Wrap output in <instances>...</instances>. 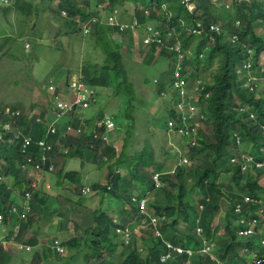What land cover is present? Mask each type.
<instances>
[{
  "label": "trees",
  "instance_id": "16d2710c",
  "mask_svg": "<svg viewBox=\"0 0 264 264\" xmlns=\"http://www.w3.org/2000/svg\"><path fill=\"white\" fill-rule=\"evenodd\" d=\"M188 1L193 4L191 10L187 8L185 0H95L93 7L97 10H88L89 5H80L77 0H42L44 5L41 10H46V4L56 2L54 13L57 21H62L65 28L79 27L81 30L78 29V32L82 36L93 35L96 44L105 52L104 63L92 69L83 65L78 80L93 88L113 85L114 95L126 100L125 107L117 111V115L121 116L116 124L119 126L117 131H124L120 151L116 156L114 148L109 149L104 161L114 160L107 166L106 181L92 184V189L112 194L114 199H120L119 193L123 190V200L132 202L133 195L126 194L127 190L119 185L120 173L126 174L131 183L139 182V187L145 189L147 194L156 190L157 199L149 200L148 203L157 216L163 217L158 221L163 240L183 245L192 251L200 249L207 241L212 244L214 253V259L199 252H193L191 256L174 253L170 260L160 263L159 255L166 250L161 239L152 243L148 242L151 237L137 241L134 235L126 243L117 239L116 229H132L133 218L138 214L135 203L130 213L118 208L121 212L115 223L109 220L106 212L94 211V226L85 229V239L60 241L66 251L67 248H78V244H83L82 248L74 252V257L83 254L86 264H103V259L108 260L109 264H216V258L225 261V264H250L247 257L249 251L243 250L253 249V253H259L260 241L264 242V86H259L264 79V35L255 31L264 27V0H225L230 3L226 14L220 13L213 4L215 0ZM125 2L133 5L134 28H130L131 21L116 23L114 19L110 21L111 17L105 25L101 23L104 20L100 18V12L105 11L106 16H113L114 10L124 7ZM1 5L2 16L11 11L10 8L21 12L22 18L27 19L32 11V3L27 0H14L10 7L4 3ZM35 11L37 9H33ZM62 11L64 15H61ZM212 23H215L216 30L210 29L209 25L214 26ZM120 24L129 25L120 30ZM84 25L88 27L86 33L82 29ZM194 29L199 32H192ZM133 32L139 35L136 51L142 53V47L147 49L145 59L149 56L146 61H151L155 56L173 58L175 61L181 54V76H187L190 81L200 79L194 98L186 99L187 103L198 107L202 116L201 125L196 128L200 138L197 146L187 147V150L190 148L189 162L185 166H178L174 174L168 173L171 168L160 165L161 162L157 164L159 168H153L152 148L147 140L142 149L132 148L129 151L135 141L132 139L135 96L127 84L120 48L111 47L106 37L110 33L121 36ZM154 32L157 33L154 42L145 43L144 39ZM231 36H235L236 41H231ZM176 44L179 45L178 51L173 49ZM25 46L29 47L28 44ZM170 67L172 74L173 63ZM69 75L70 70H67L66 87L71 84ZM171 82V75L156 80L157 93L168 91ZM204 93H208V96L205 97ZM94 95L96 97V93ZM55 96V93L49 96L46 92V105L35 101L29 105L27 114L21 113L17 106L9 109V112L3 110L0 113V212L4 218L7 217L15 198L11 194L16 192L19 203L23 204L21 213L27 217L21 228H29L34 220L37 203L38 206L45 203L44 199L38 197L39 191L46 193L44 183L47 181L43 180L42 188L38 189L32 187L26 178H20V165L25 163L24 159L28 155L34 161H40L42 155L46 157L38 173L44 176L55 173V186L61 181L79 185L80 174L77 171H65L61 166L55 170L56 159L81 156L84 152V158L81 159L93 162V158L98 156V149L100 156L107 150V147L101 148L100 145L104 142L101 138L105 128L95 125L102 115L100 118L99 115L95 116L91 121L82 111L78 114L74 111L71 116L64 115L56 120L53 133L47 131L50 121L59 111ZM171 99L176 103L180 101L173 93ZM45 110L51 113L50 119L46 117ZM173 111L175 109H170L166 118L179 122L181 115ZM185 123L191 128L194 120L186 119ZM162 129L166 134L165 121ZM176 135L180 136V142L187 139L184 134ZM26 137L32 142L22 150ZM39 140L46 142L50 149L42 153L37 144ZM248 156L250 160L246 159ZM218 165L221 167L220 172L217 170ZM243 166L245 171H241ZM151 168L154 169L152 172L159 173L160 184L157 186L151 177L147 178L146 172ZM1 177L7 178L9 185ZM26 192L32 194V199L24 197ZM219 211L223 212L222 219L213 224ZM55 213L48 211L46 215ZM59 216L62 217L61 214ZM248 225L252 229L250 236L241 233ZM61 228L65 229L59 223L55 228V236L62 232ZM197 229L201 232L198 233ZM220 229L222 232H219ZM23 233L24 230L19 229L18 237H22ZM33 234L25 241L34 246L37 243L34 237L36 232ZM43 253L47 259L53 256L48 248ZM72 257L73 254L70 258L74 260ZM9 259L10 255L0 245V264Z\"/></svg>",
  "mask_w": 264,
  "mask_h": 264
},
{
  "label": "rangeland",
  "instance_id": "374dc122",
  "mask_svg": "<svg viewBox=\"0 0 264 264\" xmlns=\"http://www.w3.org/2000/svg\"><path fill=\"white\" fill-rule=\"evenodd\" d=\"M13 1L0 0V6H2L1 3H4L10 7ZM27 1L32 3V11L27 19L22 18L21 12L10 8L9 10L11 11L5 16L0 15V113L3 110L9 112L11 108L17 106L21 113L27 114L29 112V105L35 103V101H41L40 103L46 105L44 94L47 92L50 96L52 93H59L58 89L61 86L63 87L62 81L67 70H70L69 80L72 79L71 81H74L83 65L92 69L95 66L103 64L106 59L104 50L98 43L96 44L93 35L82 36L78 32L79 27L75 26L74 29L65 28L62 21H57V15L54 13L57 6L56 2L46 4V10L43 11L41 10L44 5L42 0ZM94 1L77 0L80 5H89L90 8L88 10H97L93 7ZM213 4L218 8L220 13L226 14L229 11L228 6H230V3H226L225 0H215ZM132 7V3L130 5L125 2L124 7H118L114 10L113 16H106L105 11L100 12L101 17L98 16L104 20V22L101 21L103 25H105L109 17H111V20L114 19V22L116 20H121L125 23L132 22ZM33 9H37V11L33 12ZM255 31L259 35H264V27L262 26ZM106 40L111 47L120 48L127 84L135 96L133 101L134 112L132 113L134 119L132 139L135 141L129 151L132 148L142 149L144 141L147 140L146 142L152 148L153 168H157V164L161 162L160 165L163 164L167 169L171 168V171L175 172V161L180 152L189 160L190 148L187 150L186 147L188 139H183L180 142V136L175 134L166 135L163 132L162 125L166 120L169 110H176V102L172 101L169 96L165 97V100L159 97L157 85L153 83L154 79L159 80L163 76L166 78L170 77L172 69L170 64L174 63V59L155 56L151 61H146L149 56L148 54L145 59L147 49L142 47V53L136 51L139 43V35L136 32L121 36L110 33L109 37H106ZM26 44L29 45L28 48L25 46ZM120 77L123 78L122 75ZM261 82L259 86L262 88L264 86V79ZM88 89L92 90L94 94L96 93V101L89 108L77 110L78 112L75 114L82 111L89 119L91 118V121L97 115L100 118L102 114H107L116 125L121 117L117 115V111L125 107L126 100L114 95L113 85L95 88L89 86ZM179 106L181 110L184 109L183 104ZM188 111L193 112V109L190 108ZM3 126L6 127V125ZM85 129H82V131ZM123 129H125V125ZM123 134L124 131L121 129L117 131V128L108 132L107 140L100 144L101 148L107 147V150L100 156L98 149V156L93 158V162L81 159L84 158V152L81 156L76 155L56 159L57 164H54L55 170L61 166L65 171H77L80 174L81 180L79 185H71L66 181H61L59 184H56V187L53 184L55 173L44 176L38 173V171L34 172L20 165L22 170L20 178H26L32 187L36 186L38 189H41V182L43 180L47 181L44 183L46 193L41 192V190L38 193V197L44 199L48 205L43 203L38 206L37 203L36 213L33 216L34 220L29 226V229L39 231V235H42L40 237L42 242L54 238L56 235L55 228L59 223L60 225L63 224L65 228H61L62 232L58 234L59 239H85V229L88 227L93 228L94 226L92 220V213L94 211L96 213L98 211L106 212L110 217H108L109 220L115 223V221L118 222L119 212H121L118 208H123L127 213H130L135 203L137 210L140 212L133 218L132 230L130 232L124 231L126 229L130 230V227L121 228L123 230L120 229L118 239L122 240V237L126 239L129 234L134 235L137 241L138 239L151 237V239H148V242L152 243L157 239L160 227L156 225V219L154 220V208L148 203V200L157 199L156 190L147 194L145 189L139 187V182L131 183L124 173H120L119 185L122 189L127 190L126 194L133 195L132 197L139 201V206L138 201L133 200L132 197V202L128 200L124 201L125 193L123 190L119 193V197L121 198L117 199L118 197H116L114 199L112 194L92 189V184L106 181L107 166L112 164L114 159L109 161L104 160L108 156L110 148H114L117 156L124 137ZM199 138L200 136L198 135V140ZM72 145H75V142H72ZM81 161L83 162L82 168H80ZM219 166L217 167L218 172L221 171V167L219 168ZM111 168L114 169V166L111 165ZM152 171H154L152 168L147 170L148 179L150 177L152 179V176L155 174ZM7 184L9 185L8 180ZM77 189L80 191L76 192ZM128 196L130 197V195ZM136 196L140 198L138 199ZM15 207L16 212L7 221L10 222L6 225L7 231L4 232L0 225V243L4 242V237L11 228L15 231V226L19 225L17 218L21 216V211L18 206ZM145 207H147L146 212ZM48 211H55L56 213L47 216L46 213ZM222 215L223 212L219 211L213 224H216L217 221L219 222L222 219ZM147 218L150 220H147ZM219 232H222V229ZM19 241L21 239L8 241L7 244L1 243V245L14 254L11 261L12 264H32V256L28 253H32L33 251L26 253L14 250V244ZM78 245V248H67L69 252L63 255L62 262H65V264H80L81 262L86 264L83 254H78V256L74 257V252L72 251L82 248L83 244ZM258 249L260 250L261 247H258ZM36 251L34 250V252ZM72 254L74 260L70 258ZM252 256L253 252L247 255L249 260L252 259ZM59 260L52 256L49 263L54 264L55 261L58 263ZM107 261L103 259V264H109Z\"/></svg>",
  "mask_w": 264,
  "mask_h": 264
},
{
  "label": "clouds",
  "instance_id": "9594fccd",
  "mask_svg": "<svg viewBox=\"0 0 264 264\" xmlns=\"http://www.w3.org/2000/svg\"><path fill=\"white\" fill-rule=\"evenodd\" d=\"M63 15V14H62ZM175 62H176V60L174 61V63H173V66L175 65ZM173 69H174V67H173ZM78 78H80V76L79 77H75V80L74 81H71V80H69L71 83L72 82H75V81H79L78 80ZM171 78H173V71H172V74H171ZM183 78V80H184V84H183V86H184V90L187 92V93H191L193 96H195V92H197V91H192L193 89H194V87H195V84H196V81L198 80V81H200V79H197V78H195L193 81H190L188 78H187V76H184V77H182ZM80 82V81H79ZM153 83H156V79H154L153 80ZM82 84V83H81ZM84 87H86V88H88L86 85H84V84H82ZM68 88L71 90V92H72V94L70 93V96H67L69 99L66 101L64 98V101H66V102H71L73 99H74V90L72 89V88H70V85H68ZM197 89H198V86H197ZM171 93H173V94H175V95H177L178 96V98L180 99V101H178L177 103H176V110L175 111H173L174 113H176L177 115H181V112L179 111V108H178V105H180V104H183V112L185 113L186 111H188V109H193V112H192V114H193V118L194 119H197L198 120V122H199V127H200V125H201V115H200V113H199V109H198V107H196V106H192L191 104H189V103H187L186 102V99H189L188 97H186V98H184V99H181V97L179 96V94H178V91L177 90H175L174 88H172V82L170 83V84H168V91H162V92H160L158 95H159V97H161L162 99H164L165 97H167V96H169L170 98H171ZM204 96L205 97H207L208 96V93H204ZM56 97V96H55ZM55 97H54V101H55ZM59 98H61L62 99V97H60V96H58ZM95 95H94V99L92 100V101H96L95 100ZM165 100V99H164ZM92 101H90L89 102V105L86 107V108H88V107H90L91 105H92ZM181 101H182V103H181ZM93 102V103H94ZM82 107H76L75 109H74V113H76V112H78V111H76V110H80ZM73 112H71V113H67L66 115L67 116H71L72 114H74ZM81 112V111H80ZM187 113H189V111L187 112ZM105 117H108L110 120H111V122H112V124H113V126H112V128L111 129H107V128H105V126H104V128H105V132L104 133H102V138L101 139H103V141H106L107 140V134H108V132H110V131H113V130H115L116 128L117 129H119V126L118 127H116V125H115V123H114V121L111 119V117L109 116V115H107V114H102V117H101V119L99 120V121H96L95 122V125H96V123H98V122H101V121H103L104 120V118ZM56 120H57V118H56V115H55V118L52 120V121H50V120H48V121H50V125H53L54 127H56V125H55V123H56ZM169 120H171V121H174L173 119H168V118H166V120H165V122H166V135H168V134H177V132H175V131H173L172 129H169L168 128V125H167V122L169 121ZM175 123H177L176 121H174ZM102 125V124H101ZM96 127H99V126H96ZM198 127V128H199ZM198 135L199 134H197V131H196V133H195V136H194V138H191V137H187V139H188V142H187V145H186V147H188V146H197L198 145ZM104 137V138H103ZM193 142V143H192ZM180 155H182L183 156V154H182V152H180L179 153V156ZM178 156V157H179ZM186 157V156H185ZM249 157V156H248ZM187 158V157H186ZM177 160H178V158H177ZM177 160L175 161V169L178 167V166H176V162H177ZM188 160V159H187ZM189 162V160L187 161V163ZM186 163V164H187ZM185 164V165H186ZM185 165H182V166H185ZM30 169V168H29ZM31 170V169H30ZM170 171H171V169L169 170V172L168 173H170ZM241 171H245L244 169H241ZM171 174V173H170ZM174 174V173H173ZM154 175H156L157 176V182L153 179V176ZM153 176H152V179H153V181L155 182V185L157 186V185H159L160 184V182L158 181V175H159V173L158 172H155V174H154ZM6 178H2V180H5ZM34 186V185H33ZM48 188H50V187H48ZM26 194H28V196H26ZM14 195V199H13V202H12V205H11V207L8 209V215H7V217L6 218H4V216H3V213L2 212H0V225L2 226V230L4 231V232H6L7 231V228H6V225L7 224H9L10 222H7L8 221V219H10L11 217H12V215L16 212V207L15 206H18L19 208H20V211H21V206L23 205V204H20L19 203V200H18V194L16 193V192H14V193H12L11 194V197ZM24 197L26 198V199H31V193H28V192H26L25 194H24ZM133 198V200H135V201H138L137 199H135L134 197H132ZM148 202H149V200H148ZM138 206H139V201H138ZM146 210H147V207H145V212H146ZM138 212H140L139 210H138ZM20 217L19 218H17V222L19 223V225L18 226H15V231H13L12 230V228L7 232V234L5 235V237H4V242H1V243H7L8 241H13V240H15V239H21V241H19L21 244H17V243H15L14 244V250L17 252V251H24V252H26V253H28V252H30V251H33L32 253H28V254H31V263L32 264H39V262L36 260V257L37 256H39V255H41L43 252H44V250L46 249V248H48V249H50L51 250V252L53 253V257L54 258H57V259H60L59 260V262L57 263L56 261L54 262V264H65V262H62L63 260V254L66 252H69V251H66V248H64L61 244H60V241L62 240V239H64V238H62V239H59L58 238V236L59 235H57V236H54V238L53 239H49V241H44V242H42V239L40 238L42 235H39V231H36L35 229H29V228H26V227H22L21 228V226H22V223H25L26 222V220H27V217L25 216V214H22L21 212H20ZM154 215H155V217H154V220L156 219V221H157V223H156V225L157 226H159V220H162L163 219V217H159V216H157L155 213H154ZM140 217H141V214H140ZM147 220H150L149 218H147ZM32 223V222H31ZM31 223H30V225H31ZM249 224V223H248ZM24 225V224H23ZM29 225V226H30ZM19 229H23L24 230V233H23V235H22V237H18V231H19ZM121 229V228H120ZM120 229H116V233L117 234H119V232H120ZM121 230H123V229H121ZM132 229H126V230H124V231H131ZM248 230H250V231H248ZM33 232H36V238L38 239L37 241V243H36V245H30L29 243H26V241H25V239L27 238V237H30L32 234H33ZM197 232L198 233H200V230L199 229H197ZM243 235L245 234L246 236H250V235H252V229L249 227V225H248V227L247 228H245V230H243L242 232H241ZM132 234H129V236H127V238L126 239H124L122 236V240H123V242L124 243H126L127 241H128V239H129V237L131 236ZM119 237V236H118ZM163 236H162V234H161V231H159V234H158V237H157V239H161L162 240V242H163V244L165 245V248H166V250L164 251V253H162V254H160L159 255V261H160V263H164V262H166V261H168V260H170L171 258H172V255L175 253V254H183V253H186L187 254V256H191L192 254H193V252L195 253V252H199V254H202V255H205V256H209L211 259H214V253H213V246H212V244L210 243V242H207V241H205L203 244H202V246L200 247V249H198V250H196V251H192V250H190V249H188V248H184L183 247V245H174V244H171L170 242H168L167 240H163V238H162ZM69 239V238H68ZM72 239H74V238H72ZM118 239V238H117ZM157 239L155 240V241H157ZM1 243H0V245H1ZM260 247H261V249L259 250V253H253V256H252V259L251 260H249L250 261V264H262L263 262H264V242L263 241H260ZM57 248H60L61 249V251H59ZM34 250H37L36 252H34ZM170 251L169 252V254H166V251ZM252 250L253 249H244L243 251H249V253L250 252H252ZM76 251V250H75ZM75 251H72V252H75ZM13 254V253H12ZM14 255V254H13ZM13 255H11L10 256V259L11 258H13ZM60 257V258H59ZM52 258V257H51ZM9 259V260H10ZM216 264H225V261L224 262H222V261H220L219 259H215V261H214ZM48 264H50V263H48Z\"/></svg>",
  "mask_w": 264,
  "mask_h": 264
},
{
  "label": "built area",
  "instance_id": "2783aa9c",
  "mask_svg": "<svg viewBox=\"0 0 264 264\" xmlns=\"http://www.w3.org/2000/svg\"><path fill=\"white\" fill-rule=\"evenodd\" d=\"M185 4L187 6L188 9H193V4L191 2H189L188 0H185ZM62 14L64 15V11H62ZM112 21V20H110ZM129 24H120L119 25V29L123 30L124 28H127ZM136 25L135 19L132 20L131 24H130V28H134ZM83 30L84 33H86L88 31V27H86V25L83 26ZM210 29H217L216 26H210ZM151 29L149 28V31ZM192 32H199L198 30H192ZM155 33V34H154ZM151 34V36L147 37L146 39H144L145 43H150V42H154V36L157 35L156 32H154ZM231 41H236V37L235 36H231ZM172 49V48H170ZM175 51L179 50V45L176 44L173 48ZM181 54H178L177 60L175 62L174 65V69H173V78H172V88H174L175 90L178 91L179 96L181 97V99H184L186 97H188L189 99L194 98V96L191 93H187L184 90V80L181 76L180 73V61H181ZM247 67L249 66V64L246 65ZM200 84V81H196L195 87L192 91H197V86ZM70 88H72L74 90V99L71 102H66L63 99L59 98L58 96L55 97V104H56V108L59 110L56 113V118L58 119L61 116L66 115L67 113H71L74 111V109L76 107H82V108H86L89 105V102L92 101L94 99V93L92 92V90L84 87L81 82L79 81H75L72 82L70 84ZM182 103V101H181ZM179 111L181 112V120L179 119V122L175 123L174 121L169 120L167 122L168 128L172 129L173 131L177 132V133H181L184 134L187 137H191L194 138L195 133H196V128L199 127V122L197 119L193 118V114L192 112L189 113H184L180 106L178 105ZM186 119H193L194 123L193 126L191 128H189L185 121ZM104 125L105 128L107 129H111L113 124L111 122V120L108 117H105L103 121L96 123V126H100V125ZM56 127H54L53 125H49L47 128V131L50 133H53L55 131ZM68 130H70V128H67ZM104 138V137H103ZM31 139L29 137L24 138L23 143H22V150L26 149L30 144H31ZM193 143V142H192ZM38 146L40 147V150L42 153H44L45 151L50 149V146L42 141L39 140L37 141ZM247 160H250V157L246 158ZM25 163L22 164V166L25 167V169L30 168L31 170H33L34 172L38 171L41 172L42 170V165L44 164L46 157L44 155H42L40 161H34L32 159V157L30 155H28L25 159ZM187 158L185 156L180 155L178 157V160L176 162V166H182L185 165L187 163ZM49 169H51V167H49ZM242 169H244V166L242 167ZM171 174L175 173L173 170L170 171ZM153 179L157 182V176L154 175ZM26 196H28V194H26ZM250 231V230H248ZM59 251H61L60 248H57Z\"/></svg>",
  "mask_w": 264,
  "mask_h": 264
},
{
  "label": "crops",
  "instance_id": "0c3cea01",
  "mask_svg": "<svg viewBox=\"0 0 264 264\" xmlns=\"http://www.w3.org/2000/svg\"><path fill=\"white\" fill-rule=\"evenodd\" d=\"M133 17V16H132ZM121 21V20H120ZM118 21L116 20V23H117ZM116 25V24H115ZM80 76V74L78 73V75H77V77H79ZM72 78V77H71ZM69 79H70V77H69ZM75 79V78H74ZM64 82H65V76H64V78H63V81H62V84H63V87L61 86V87H59V89H58V91H59V93H56V96H60V97H62V99L64 98L66 101L69 99L67 96H70V93L72 94V92H71V90L68 88V87H66L65 85H64ZM70 93H69V92ZM45 99V98H44ZM63 99V100H64ZM45 115H46V117L48 118V119H50L51 118V113L50 114H48V112L45 110ZM44 120H47L46 118L44 119ZM14 196V195H13ZM34 235V234H33ZM33 235H31V236H33ZM30 236V237H31ZM35 238H36V236H34ZM38 239L36 238V241H37ZM38 242V241H37ZM7 244V243H6ZM17 244H21L20 242H17ZM4 248V247H3ZM4 250L6 251V253H8V255H13L10 251H8L6 248H4ZM36 260L37 261H39V264H48L49 263V260L50 259H47L45 256H44V253H42L41 255H39V256H37L36 257ZM11 261H12V258L9 260V261H7V262H5V263H3V264H12L11 263ZM24 264V263H23Z\"/></svg>",
  "mask_w": 264,
  "mask_h": 264
},
{
  "label": "bare ground",
  "instance_id": "6f19581e",
  "mask_svg": "<svg viewBox=\"0 0 264 264\" xmlns=\"http://www.w3.org/2000/svg\"><path fill=\"white\" fill-rule=\"evenodd\" d=\"M212 24H214V26H215V23H212ZM209 26H212V25H209ZM87 27V26H86ZM84 27H82V29H83ZM208 28V27H207ZM209 29V28H208ZM214 30V29H213ZM211 31V30H210ZM229 32V31H228ZM212 33V32H211ZM213 34H215V33H213ZM233 35V34H232ZM234 35H237V34H234ZM66 134V133H65ZM21 198V197H20ZM67 209V208H66ZM163 221H165V220H163ZM169 252L170 251H166V254H169ZM39 262V261H38Z\"/></svg>",
  "mask_w": 264,
  "mask_h": 264
},
{
  "label": "water",
  "instance_id": "95a60500",
  "mask_svg": "<svg viewBox=\"0 0 264 264\" xmlns=\"http://www.w3.org/2000/svg\"><path fill=\"white\" fill-rule=\"evenodd\" d=\"M82 164H83V162L81 161V162H80V168H82Z\"/></svg>",
  "mask_w": 264,
  "mask_h": 264
}]
</instances>
